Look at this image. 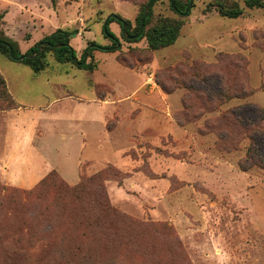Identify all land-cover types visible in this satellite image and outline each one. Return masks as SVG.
<instances>
[{
    "label": "rangeland",
    "instance_id": "1",
    "mask_svg": "<svg viewBox=\"0 0 264 264\" xmlns=\"http://www.w3.org/2000/svg\"><path fill=\"white\" fill-rule=\"evenodd\" d=\"M213 1L193 0L175 44L156 51L146 39L127 42L111 23L119 50L96 51L94 72L48 53V66L36 74L0 53V73L20 105L0 110V264L17 262L5 257L14 247L6 238L22 232L55 239L25 243L31 252L58 250L65 230L80 226L84 209L93 211L96 186L67 207L66 195L95 177L118 214L155 226L124 231L129 242L96 264H264V168L245 170L250 140L239 127L216 122L244 106L242 125L264 127V9L232 0L244 15L229 19L204 12ZM147 3L0 0V29L22 55L58 29L77 30L70 45L81 59L90 42L112 45L104 33L109 16L136 30ZM152 11V24L178 18L169 0ZM242 88L248 97L235 98ZM222 89L232 98L211 96ZM6 106L0 101V109ZM51 173L41 197L26 203L20 194Z\"/></svg>",
    "mask_w": 264,
    "mask_h": 264
},
{
    "label": "trees",
    "instance_id": "2",
    "mask_svg": "<svg viewBox=\"0 0 264 264\" xmlns=\"http://www.w3.org/2000/svg\"><path fill=\"white\" fill-rule=\"evenodd\" d=\"M160 0H148L147 5L151 4V9L145 17V9L141 11L137 18L138 27L136 30L132 31V24L129 20H125L121 17L118 19H110L106 28L104 29L105 35L109 36L112 40V45L110 46H100L95 42H90L86 53L83 52L81 59L76 57L74 48L70 45L71 37L78 33L77 30H62L58 29L51 35L44 37L39 43H45L39 51V43L32 47L25 55L34 56L37 53L39 55L36 58H27L25 55H22L16 43L7 37L3 31L0 29V53L4 56H7L14 60L11 57L13 54L14 57H25L21 62H25L30 65L33 71L36 74L43 72L48 66V61L46 55L48 53H53L54 58L60 64L72 63L79 69H84L89 72H94L98 65L95 61V52H116L119 50V41L116 35L110 30L109 25L113 22L118 23L122 27L123 38L127 42H138L143 39H146L148 48L152 51L159 49L167 48L175 44L177 41L181 29L185 24L183 19L188 14H185L189 7L190 0H187L186 3H183L181 0H169L171 9L178 16V18L171 17H161L154 24L153 21V11L152 7ZM245 7L249 9H264V0H243ZM212 10L221 16L229 19H238L244 15V9L240 6L238 2L232 0H214L209 3L204 12L208 13ZM3 16H0V23L2 24ZM144 23V29L141 33V25ZM124 24L126 29L124 31ZM152 25V26H150ZM150 26V27H149ZM149 27V28H147ZM147 28V29H146ZM246 63L240 61L238 68L240 71H244ZM240 96H235V98H245L248 97V94L243 90L240 91ZM212 97H222L229 100L232 97H229V94L222 89L219 93H212ZM0 101L6 102L7 106L1 108L0 110H11L17 108L19 105L11 95L5 79L0 73ZM244 109V106H241L234 110H229L226 113L221 115L220 119H217L218 127L223 128L229 127L230 124L235 127H239L242 130V133L248 137L250 140V146L247 150L245 159L241 162V166L247 170L253 166H259L264 168V157L259 154L260 143L259 140H262V147H264V127L262 122H252L248 121L245 125L241 123V117L238 111ZM264 120V115L262 121ZM209 126V125H208ZM213 126V125H210ZM215 129L216 126H213ZM233 129V128H232ZM224 133L220 134V137L224 139ZM240 131H233L232 135L239 140ZM227 135V134H226ZM52 173L45 178L39 188L30 191L22 192L20 195L26 203H31L32 199H39L41 197L42 189L46 185V182ZM89 185L96 186L92 200L93 211H90L89 214L83 210L80 214L79 220L81 222L80 226H70L65 230L64 237L60 242V248L56 251L52 250V254L48 252L44 253L42 251H30L29 247L25 244L36 243L39 240H47L55 244V239L52 237H41V234L38 232L35 233H21L13 236H8L6 241H8L12 246H14L8 252L5 257L10 258L14 261H17V264L23 258L25 262L32 264H96L101 263L104 259L112 260L113 255L118 250L121 245H125L128 241V234L124 231L131 229L134 226L140 227H155L151 223L139 222L137 220L128 218L126 216L120 215L116 210L110 205L108 195L103 186L102 180L95 177L91 179H83L80 185L73 189L71 192H68L66 196L69 195L64 201L65 207L70 203H73V200L78 202H83L84 197L89 193L87 188ZM65 196V197H66ZM70 217V216H69ZM52 224L47 225L46 232H52L54 230ZM49 236L50 233H47ZM10 240V241H9ZM50 243L51 246H56ZM42 252V253H38ZM31 254V256L29 255ZM44 253V254H43ZM40 254L43 256L40 257ZM30 256V257H29ZM15 263V264H16Z\"/></svg>",
    "mask_w": 264,
    "mask_h": 264
},
{
    "label": "water",
    "instance_id": "3",
    "mask_svg": "<svg viewBox=\"0 0 264 264\" xmlns=\"http://www.w3.org/2000/svg\"><path fill=\"white\" fill-rule=\"evenodd\" d=\"M192 6H193V0H190L189 7H188L187 11L185 12V14H188V13H189V11H190V9L192 8ZM150 7H151V4L147 5V7H146V9H145V17H147V15H148V13H149V10H150ZM118 18H119V17H118L117 15H111V16H109V17L106 19V21H105L104 29L106 28V26H107V24H108V22H109L110 19H118ZM144 23H145V21H143V22H142V25H141V33H142L143 29H144ZM125 29H126V25L124 24V31H125ZM44 44H45V43H40V44H39V47H38L39 51L41 50L42 46H44ZM118 46H119V44H118ZM38 55H39V53H37V54L34 55V56H26V57H27V58H36ZM11 57H12L13 59L17 60V61H22V60H24V58H25V57H19V58H16V57L13 56V54H11Z\"/></svg>",
    "mask_w": 264,
    "mask_h": 264
},
{
    "label": "crops",
    "instance_id": "4",
    "mask_svg": "<svg viewBox=\"0 0 264 264\" xmlns=\"http://www.w3.org/2000/svg\"><path fill=\"white\" fill-rule=\"evenodd\" d=\"M12 95V94H11ZM13 98H14V96H13ZM19 105V104H18ZM20 106V105H19Z\"/></svg>",
    "mask_w": 264,
    "mask_h": 264
}]
</instances>
